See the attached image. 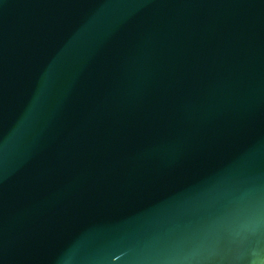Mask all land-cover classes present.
Instances as JSON below:
<instances>
[{"label": "water", "instance_id": "1", "mask_svg": "<svg viewBox=\"0 0 264 264\" xmlns=\"http://www.w3.org/2000/svg\"><path fill=\"white\" fill-rule=\"evenodd\" d=\"M0 264H264V0H0Z\"/></svg>", "mask_w": 264, "mask_h": 264}]
</instances>
